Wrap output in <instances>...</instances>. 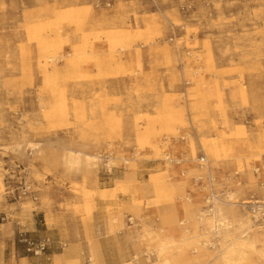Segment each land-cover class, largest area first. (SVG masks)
I'll use <instances>...</instances> for the list:
<instances>
[{"label":"rangeland","instance_id":"1","mask_svg":"<svg viewBox=\"0 0 264 264\" xmlns=\"http://www.w3.org/2000/svg\"><path fill=\"white\" fill-rule=\"evenodd\" d=\"M0 180V253L15 244L14 264L32 257L20 231L60 240L41 223L106 226L128 247L119 264H188L199 248L213 261L224 243L199 217L207 196L251 221L243 202L264 201V0H0Z\"/></svg>","mask_w":264,"mask_h":264},{"label":"bare ground","instance_id":"2","mask_svg":"<svg viewBox=\"0 0 264 264\" xmlns=\"http://www.w3.org/2000/svg\"><path fill=\"white\" fill-rule=\"evenodd\" d=\"M82 15H86L88 17H94L93 11L90 9H84L81 11ZM76 13V12H75ZM146 28L148 30H151L154 28L152 23L148 22L146 24ZM127 36V34H126ZM215 132H218L217 129H215ZM150 140L153 139V135L149 136ZM224 145L223 141H214L212 144L206 143V146L208 148H218L219 146ZM100 161L103 160V158H99ZM206 159H204L205 161ZM70 163L76 166L80 165H86L87 167L95 170L96 169V162L95 157L91 155H85L81 152H72L69 159ZM202 162V159L198 160ZM205 166V165H204ZM211 175H209V184L208 187H213V189L210 188V190H215L214 182H216V179L212 175V171L209 170ZM164 176L158 175L154 176L150 180V186L154 189H159L162 186H164ZM198 179H204L203 177H199ZM130 180V178H128ZM198 181V180H197ZM131 182H134L131 180ZM0 188H2V180H0ZM100 192H104V190L99 189ZM139 191L141 192V189L139 188ZM219 191L212 192L211 195L209 194L207 196L208 202L207 206L202 208L201 206L197 208V211L199 212V217L202 222L209 223L211 228V237L215 236L217 238H220L221 241H223L224 245L220 246L218 248L219 255L210 262V258L212 255L208 253L207 248H199L198 255L193 257L192 255H189L190 262L188 264H255L252 260L247 258L250 256V254L247 252L248 250L257 251L260 254L261 259L264 261V248H261L259 250L257 247V243L259 240V234H255L254 237L248 238L247 235L248 232L252 229V227L255 225V220L258 221V223H264V216H261L260 212L262 211L260 209H255L252 214L254 215L252 218V221L254 225L252 224V221L248 217H239V214L235 211H233L229 206V203H226L225 201L222 202V197L226 196L225 194H220ZM219 195V196H217ZM226 199L233 200L234 196L228 195ZM238 203V202H236ZM250 202L245 201L243 202V205H249ZM254 203V202H251ZM259 203L258 201H255L254 204ZM233 204V203H232ZM226 212H229L233 216V221L229 220V217L225 215ZM228 213V214H229ZM211 215V217H209ZM133 219V218H132ZM134 220V219H133ZM257 224V223H256ZM259 229V228H258ZM239 232V235L237 234ZM258 235V237H257ZM198 238V236H196ZM184 239H188L185 237ZM210 238H206V241L209 242ZM200 241V240H198ZM65 243V242H64ZM173 243V240H169L166 245L163 246L162 249L159 250V258H161L164 255V251H167L169 249V245ZM67 245V243H65ZM264 247V245H263ZM124 263V262H123ZM125 264H138V263H125ZM157 264H169V261L164 259L158 261Z\"/></svg>","mask_w":264,"mask_h":264},{"label":"crops","instance_id":"3","mask_svg":"<svg viewBox=\"0 0 264 264\" xmlns=\"http://www.w3.org/2000/svg\"><path fill=\"white\" fill-rule=\"evenodd\" d=\"M108 181H105V184ZM42 222V221H41ZM38 222L35 225H31V230L36 231L38 229ZM47 231H53V234L64 243H67V247L64 250L58 251V246L55 245L49 251L48 257H30L19 256L15 264H54L56 256H64L66 261H74L78 259H84L85 264L90 263V257L92 255L99 259L100 264H119L123 259H127L128 247L123 237L118 239L108 234V228L104 225L97 223L88 227V230L80 225L73 224L69 226V229L65 227H53L49 228L48 225L41 223ZM70 234L69 240H63V235ZM101 234V235H100ZM15 244H11L3 250L0 258L4 264H14L15 259ZM28 261H25V260ZM1 261V259H0Z\"/></svg>","mask_w":264,"mask_h":264},{"label":"built area","instance_id":"4","mask_svg":"<svg viewBox=\"0 0 264 264\" xmlns=\"http://www.w3.org/2000/svg\"><path fill=\"white\" fill-rule=\"evenodd\" d=\"M202 162H204V159H202ZM261 186L264 188V182L261 184ZM258 202L259 203L257 204L250 203L249 206L247 205V209H249L251 212H254L255 209H260L262 211L258 212H260L261 216H264V201ZM133 221L134 220L132 218L129 219L131 224ZM19 242L23 244L28 254L34 257H48L49 251L55 245H57L58 249L60 250H64L67 247V245L60 240L56 242L51 237L33 238L29 236L28 233L23 231L19 232Z\"/></svg>","mask_w":264,"mask_h":264}]
</instances>
